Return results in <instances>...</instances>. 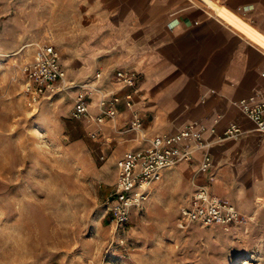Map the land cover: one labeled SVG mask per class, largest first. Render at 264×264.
Returning a JSON list of instances; mask_svg holds the SVG:
<instances>
[{"label":"crops","instance_id":"0c3cea01","mask_svg":"<svg viewBox=\"0 0 264 264\" xmlns=\"http://www.w3.org/2000/svg\"><path fill=\"white\" fill-rule=\"evenodd\" d=\"M68 1L83 41L77 62L89 65L73 77L100 74L95 88L111 90L114 71L138 74L134 89L115 91L123 97L135 90L132 108L121 101L116 118L101 127L115 147L107 166L114 176L115 160L147 147L140 140L203 126L210 170L199 171L195 151L191 162L162 172L184 185L182 208L203 186L252 224H264V135L238 108L251 95L264 100V0H0V53L19 47L24 33L49 28L56 7ZM134 112L139 132L130 130ZM112 124L128 130L114 133ZM230 125L239 127L238 137L225 136ZM159 191L155 185L151 192Z\"/></svg>","mask_w":264,"mask_h":264},{"label":"rangeland","instance_id":"374dc122","mask_svg":"<svg viewBox=\"0 0 264 264\" xmlns=\"http://www.w3.org/2000/svg\"><path fill=\"white\" fill-rule=\"evenodd\" d=\"M71 4L56 7L49 28L24 33L19 47L0 53V264H149L150 254L153 264H264V224L248 218L228 229L181 230L184 185L164 175L150 186L159 188L156 197L150 191L143 208L116 227L110 214L116 163L148 149L152 138L140 140L146 148L115 160L114 176L107 166L115 147L101 132L106 123H95L91 115L72 118L77 93L91 96L96 75L73 77L89 65L77 62L83 41ZM44 45L56 50L65 80L29 106L22 68Z\"/></svg>","mask_w":264,"mask_h":264},{"label":"built area","instance_id":"2783aa9c","mask_svg":"<svg viewBox=\"0 0 264 264\" xmlns=\"http://www.w3.org/2000/svg\"><path fill=\"white\" fill-rule=\"evenodd\" d=\"M22 72L26 78L24 93L28 97V105L35 106L50 90L55 91L65 80V70L61 66L56 50L52 46L37 47L31 60L23 66ZM112 80L125 88L134 89L137 72L134 70H116ZM100 74L95 78L100 79ZM97 101L98 114L94 122L103 124L114 120L117 116L116 106L123 101L127 109L132 108V96L135 90L119 96L118 91L104 94L99 90ZM91 102L90 92L82 90L77 93L72 109L73 119L90 118L87 111ZM239 111L251 121L258 133L264 135V100L257 95L238 102ZM131 127L141 129V121L137 113L132 115ZM205 128H186L171 135H158L152 138L148 149L125 154L117 163V180L111 191L110 214L116 227H121L130 221L134 211L141 209L147 201L151 184L158 182L162 172L180 163H189L195 151H201L199 171L207 173L211 168V158L208 144L204 140ZM241 130L236 125H230L225 131L228 138H236ZM242 216L227 200L221 199L203 187H197L188 205L180 210L179 228L187 229L191 225L204 227H221L228 229L232 225L246 223Z\"/></svg>","mask_w":264,"mask_h":264},{"label":"bare ground","instance_id":"6f19581e","mask_svg":"<svg viewBox=\"0 0 264 264\" xmlns=\"http://www.w3.org/2000/svg\"><path fill=\"white\" fill-rule=\"evenodd\" d=\"M91 88L93 91V94L91 95L92 102L88 105L87 111L89 114L92 115V114H94L92 112L93 109H95L97 112V106L96 105H97V101H98L100 95H99V92L96 90L97 88H94V87H91ZM94 96L97 97V99L95 101L93 100ZM150 191H152V188ZM149 264H153L152 254H150V257H149Z\"/></svg>","mask_w":264,"mask_h":264}]
</instances>
